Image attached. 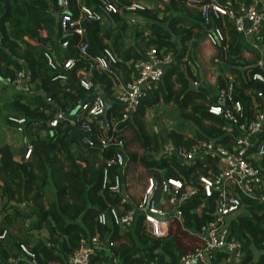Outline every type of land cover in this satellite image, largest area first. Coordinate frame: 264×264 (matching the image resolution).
<instances>
[{
  "label": "trees",
  "instance_id": "obj_1",
  "mask_svg": "<svg viewBox=\"0 0 264 264\" xmlns=\"http://www.w3.org/2000/svg\"><path fill=\"white\" fill-rule=\"evenodd\" d=\"M130 1L133 0H115V5L122 8ZM219 1L224 5L229 2L231 6L236 0ZM64 2L65 7L61 9L56 0H0V79L9 82L0 81V127H12L7 120L9 117L23 118L27 125L23 133L24 147L18 150L0 135V232H7L0 241V264L21 263L20 245L33 254L35 264H65L81 240L88 241L95 236L107 247L95 252L89 264H179L184 255L197 247L196 232L211 220L212 200H206L199 191L181 204L178 207L181 222L175 221L163 237L148 232L141 216H136L122 234L110 220L104 226L99 225L98 215L108 206L117 208L120 203L119 196L106 191L101 193L105 162L118 149L110 147L103 152L89 149L83 142L88 135L77 128L76 118L74 124L67 118L79 106L92 103L100 95L107 101L105 121L108 122L110 117L121 119L122 107L112 97V79L105 72H91L92 88L89 91L79 87L75 76L80 68L88 70L89 59L101 55L103 50H110L119 59L120 63L112 70L124 82L130 80L131 74L126 64L143 60L148 50L171 53L173 61L157 87L141 100L128 120L116 127L115 136L125 141V163H138L157 178L216 174L214 162L205 160L186 167L174 157H160L166 143L188 149L197 142H213L230 149L237 134L233 131L226 135L222 131L225 123L207 114L212 102L210 92L203 87L193 89L192 84L199 83V78L192 77L186 63H182L186 48H183V54H178L175 48L173 38L176 36L179 44L191 38V33L183 27L185 16L190 15L186 3L184 0H167L162 5L164 10L179 13L170 19H158L159 4L139 13L133 23L128 22L125 14L108 15L115 29L103 33L99 22L85 23L89 59L80 60L77 51L80 39L75 35L61 38L56 22V16L65 13L72 17L78 15L76 0ZM138 16L147 22V26L138 25ZM192 17L191 24L198 31L195 47L205 40L209 29L219 28L223 33L225 41L214 47L216 57L211 63L217 72L215 88L216 91L222 89L225 78L231 77L233 98L243 106V119L251 121L256 110L253 102L259 104L258 94L264 92V83L251 79L254 74L264 78V72L256 65L258 51L226 21L211 20L205 24L197 10ZM41 31H46L45 39L40 37ZM261 32L264 35V23ZM224 46L227 47L225 59L221 50ZM47 47L52 48L59 63L68 59L76 62L74 71L63 84L53 81L54 72L43 57ZM244 52L253 56L252 63L243 59ZM19 73L24 75L25 93L14 84ZM160 107H169L173 113L172 128L148 130L144 119L147 112L157 111ZM57 113L64 114L65 119L58 122L54 134L49 136L47 124ZM34 124L37 126H32ZM92 128V134H95L97 127ZM135 144L142 156L128 151ZM27 147H31V154L24 160ZM20 153V160L15 161V155ZM121 172L114 167L110 176ZM126 172L127 166L123 177ZM242 202V212L231 220L228 229L229 237L239 243L242 252L238 264H264V203L253 197H243ZM26 220L31 223L24 228ZM9 227L13 234L8 231ZM41 232L46 236L43 237ZM255 253L262 255L254 259ZM218 257L222 260L226 255Z\"/></svg>",
  "mask_w": 264,
  "mask_h": 264
},
{
  "label": "built area",
  "instance_id": "obj_2",
  "mask_svg": "<svg viewBox=\"0 0 264 264\" xmlns=\"http://www.w3.org/2000/svg\"><path fill=\"white\" fill-rule=\"evenodd\" d=\"M78 1V15L72 17L65 13L59 17L58 24L61 38L75 35L80 39L77 46L80 60L89 59L87 53L89 44L83 27L85 23H101L108 15L124 14L128 16V22L133 23L139 13L147 10V5L138 0L130 1L122 8L116 7L115 0H93L97 4L96 9L85 5L84 0ZM155 1L160 4L167 2ZM184 1L198 10L205 24L211 20H220L232 25L236 33L258 51L259 59L256 65L264 72V35L261 32L264 23V0H236L231 6L229 2L224 5L219 0ZM56 5L64 9L65 2L56 0ZM224 41L225 37L219 28L209 29L205 34V42L212 48L220 46ZM221 50L225 59L227 47L224 46ZM43 57L49 69L54 72L53 81L60 84L67 81L68 75L76 67L73 59L59 63L50 47H47ZM89 61L88 70L80 68L75 72L79 87L89 91L92 88L91 72H105L112 79V97L122 107L120 120L110 117L106 122L104 116L107 101L98 95L92 103L77 108L71 123L74 124L76 118L77 128L88 135L83 142L89 149L99 152L110 147L118 149L112 158L105 162L101 193L106 191L119 196L120 203L117 208L108 206L105 212L100 213L97 217L98 224L104 226L107 220H110L122 234L136 216H141L148 232L156 237H163L167 235L175 221L181 222L178 207L200 191L206 200H212V218L196 232L197 247L184 255L179 264H213L220 254L226 255L225 262L232 261L238 264L242 252L239 243L229 237L230 222L242 212L243 197H253L259 203H264V92L258 94L259 104L253 102L256 109L253 119L245 121L243 106L233 98V79L225 78L224 87L210 97L212 102L207 108V114L225 123L222 131L226 135L233 134V131L237 133L230 149L213 142H197L188 149L166 143L160 153L165 159L176 158L186 167H193L205 160L214 162L216 174L208 172V176H200L194 173L188 178L180 175L175 179L149 175L145 178L141 195L133 202L126 193L129 187L127 176L123 177L126 169L125 141L115 136L116 127L128 120L138 109L141 100L157 87L173 57L169 53L164 54L155 49L148 50L143 60L126 64L131 70L128 82H124L112 70L120 62L110 50H103L101 55L92 57ZM251 79L264 83V78L260 74L252 75ZM23 81L24 75L19 73L14 84L19 91L25 93L27 88L22 85ZM194 86L198 88L197 83ZM63 119L64 114L57 113L47 124L49 136L54 134L58 122ZM7 120L16 133L25 132L27 128L25 119L9 117ZM94 125L97 129L95 134H92ZM30 154L31 147H27L23 159L27 160ZM114 167L122 172L111 177L110 171ZM6 234L5 230L0 232V241ZM106 247L107 245L97 236L88 241L81 240L78 249L65 264H89L91 256ZM19 249L23 259L35 264L33 254L24 245H20Z\"/></svg>",
  "mask_w": 264,
  "mask_h": 264
},
{
  "label": "crops",
  "instance_id": "obj_3",
  "mask_svg": "<svg viewBox=\"0 0 264 264\" xmlns=\"http://www.w3.org/2000/svg\"><path fill=\"white\" fill-rule=\"evenodd\" d=\"M138 1H141L142 3L146 4L147 10H151L157 4L161 5L160 6L161 13L158 14V16H157L158 19H162L163 17L170 19L171 17H175V16L179 15V13H177V12L175 13V10H164V7L162 6L164 4H160L155 0H138ZM76 4H77V6L79 5L78 0H76ZM84 4L89 6V7H93L95 9L97 8V4L93 0H84ZM185 7L188 9V13L190 15L185 16L186 23L183 27L186 31H189L191 33V38L188 41H186L184 44H181V43L179 44V38L176 36V38H173V42L175 44L176 50L178 51V54H183V48H186V51L183 54L184 58L182 59V63H184V62L186 63V66L189 68V72H190L192 77L198 76V78H199V83H197L198 87L206 88L210 92V97H213L217 92L216 88H215L216 87L215 83H216V76H217L216 73L217 72H216V69L214 67H212V65L208 66V70L210 72L215 71V75H214V79L205 81L203 76L201 75L200 71L195 69V53L197 51V48L200 47L202 44H206V42L203 39V41L199 42L197 44V46L195 47V35L198 33V31H196L195 28H193L191 23L193 21L192 15L195 14V11L197 9H195L194 7L187 5V4H185ZM137 22H138V25L147 26V22L143 18H141L140 16L137 17ZM100 26H101V30H102L101 33L108 31L109 29H112V31L115 29V27L111 25L110 18L108 16L103 18L102 22L100 23ZM189 29H191V30H189ZM113 33H115V32H113ZM39 35L42 39H45L47 37L46 31H41ZM181 37H183V36H181ZM30 43L32 45H35V43H33V42H30ZM169 54H171V53H169ZM208 54L211 55V57H209V59H208V60H210V58H213L215 56V49H213L211 47L210 51H208ZM243 59L248 63H252L254 61L253 56L248 52L243 53ZM198 67L199 66L197 65L196 68L199 69ZM194 84L195 83L192 84V87L195 90ZM17 134H19V133L14 132V129L12 127L11 128H7L4 126L0 127V135H2L5 138L6 143L18 150L21 147H24V143H23V137L24 136H23V134H19V136L21 137V139H20V137H18ZM125 151H126L125 153H127L126 148H125ZM128 151H129V148H128ZM21 156H22V153H20L19 155L18 154L15 155L14 160L19 161ZM129 164L130 163H128V162L126 163L127 171H129V169H128ZM126 176H127L128 182H130L129 180L132 181V178L130 179V177H129V173L126 172ZM129 191H130V187H128V190L126 193H127L128 197L131 198L129 196ZM133 202H136V201H133ZM30 223H31V221L26 220L23 223V227L24 228L29 227ZM8 231L13 234V229H11L10 227L8 228ZM41 235L43 237L46 236L45 232H41ZM197 242H198V239H197ZM260 255H262V254L255 253L254 259L259 257ZM218 259H219V257H217V259L213 262V264H235L232 261L227 263V262H225L224 259H222V260H218ZM19 264H31V263L29 261L26 262L24 259H22V262Z\"/></svg>",
  "mask_w": 264,
  "mask_h": 264
},
{
  "label": "rangeland",
  "instance_id": "obj_4",
  "mask_svg": "<svg viewBox=\"0 0 264 264\" xmlns=\"http://www.w3.org/2000/svg\"><path fill=\"white\" fill-rule=\"evenodd\" d=\"M210 48L211 47L207 43L202 44L197 48V51L195 53V69L200 71L205 81L214 79L215 75V71L210 72L208 70V66H211V62L215 60L216 57L215 52V56L208 60L209 57H211V55L208 54ZM197 65L199 66V69L196 68ZM172 114L173 113H171L169 107H160V109L157 111L155 109L149 110L144 118L147 124V129H158L159 131L170 130L174 123V118L173 120L171 119L173 117ZM156 118H158V120H155ZM17 136L20 137L19 134H17ZM129 151L131 153H136L138 156H142V151H138V144L130 146ZM128 169L129 171H127V173H129L130 179L132 178V181L129 180V196L131 197L130 199L132 201H137L144 189L145 178L150 174L147 173L143 167L138 165V163L136 164L134 162L129 164Z\"/></svg>",
  "mask_w": 264,
  "mask_h": 264
},
{
  "label": "water",
  "instance_id": "obj_5",
  "mask_svg": "<svg viewBox=\"0 0 264 264\" xmlns=\"http://www.w3.org/2000/svg\"><path fill=\"white\" fill-rule=\"evenodd\" d=\"M58 20H59V17L58 16H56V22H58ZM0 81H2L1 79H0ZM2 82H4V81H2ZM4 83H9L8 81H6V82H4ZM76 111H77V109H75L72 113H71V115L67 118V120L70 122V123H72L73 122V115L76 113ZM73 130H74V132H76V129H75V127L73 128ZM162 155H160V157H161Z\"/></svg>",
  "mask_w": 264,
  "mask_h": 264
}]
</instances>
